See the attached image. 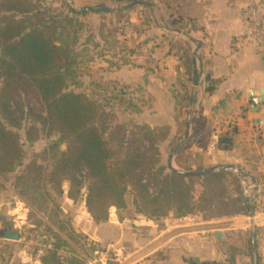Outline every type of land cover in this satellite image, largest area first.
<instances>
[{
	"label": "trees",
	"instance_id": "16d2710c",
	"mask_svg": "<svg viewBox=\"0 0 264 264\" xmlns=\"http://www.w3.org/2000/svg\"><path fill=\"white\" fill-rule=\"evenodd\" d=\"M65 6L59 10L46 0H0V174L13 172L23 163L19 131L24 130L25 121L29 141L44 130L55 131L59 137L42 151L43 158L49 155L52 159L51 168L33 161L16 178V187L33 201L46 203L49 198L53 202L51 192L62 191V183L68 181V198L83 201L96 224L108 222L116 211L125 209L128 193L133 195L136 212L156 221L170 213L176 218L202 214L204 219H212L253 211L232 172L185 175L162 163L161 144L168 141L174 151L186 134L182 112L195 99L187 83L179 82L183 94L173 93L178 126L173 136L170 125L119 122L117 108L139 115L145 104L116 79L98 82L91 94L71 88L79 87L75 79L93 60L91 45L82 42L80 16L94 11ZM103 7L98 5V10L112 12ZM186 67L188 83H193L190 63ZM217 85L207 77L206 94L214 93ZM30 96L40 110L26 100ZM60 144L66 149H59ZM233 146L232 136L219 138V149ZM84 171L90 183L82 192ZM197 181L203 191L195 198ZM58 224L60 232L51 230L54 242L41 254L40 264H63L60 251L68 248L73 255L68 264H83L68 241L79 243V235L69 224ZM7 228V237L15 236Z\"/></svg>",
	"mask_w": 264,
	"mask_h": 264
},
{
	"label": "crops",
	"instance_id": "0c3cea01",
	"mask_svg": "<svg viewBox=\"0 0 264 264\" xmlns=\"http://www.w3.org/2000/svg\"><path fill=\"white\" fill-rule=\"evenodd\" d=\"M254 2L147 0L149 4H157L161 18L157 27L156 60L159 92L160 96L167 97L164 104L168 113L167 120L157 125H170L172 136L177 133L178 126L174 120L177 106L171 96L172 91L183 94V84L179 82L187 83L195 99L182 112L188 115L184 118L187 119L186 134L179 145L184 139V142L190 140L191 145L190 155L186 154L184 162L192 164L189 170L193 172L199 168L233 165L232 171L227 172H232L239 179L241 195L254 210L240 213L239 217L223 216L210 220L204 219L202 214L176 218L170 213L161 221L140 216L139 225L154 231L151 234L154 236L148 242H134L133 249L129 247V252L123 253L125 258H132L127 264H150L156 260L158 264H250L247 255L236 257L229 252L226 254L224 246L231 245L228 234L238 226L244 235L247 232L245 228L259 225L247 221L250 213L260 218L264 216V104L257 110L250 94L254 90L260 95L264 89V45L244 39L249 9ZM140 6L145 7V4ZM148 42L151 43V39ZM189 63L194 73L193 83H188L190 74L186 66ZM155 76L150 78L153 80ZM207 77L218 82L212 94L205 91ZM146 79L142 81L146 83ZM226 134L234 140L231 150L218 148L219 138ZM171 160L177 162L174 156ZM235 168L246 170L258 184L257 203H251L243 196L241 178L234 173ZM238 218L239 222H236ZM159 223L161 230L156 228ZM216 232H221V236L218 237ZM253 234L257 239L253 231L252 241ZM112 243L114 255L119 256L122 248L118 238L113 237ZM253 254L255 257L254 249ZM196 258L199 263L195 262Z\"/></svg>",
	"mask_w": 264,
	"mask_h": 264
},
{
	"label": "rangeland",
	"instance_id": "374dc122",
	"mask_svg": "<svg viewBox=\"0 0 264 264\" xmlns=\"http://www.w3.org/2000/svg\"><path fill=\"white\" fill-rule=\"evenodd\" d=\"M46 1L49 6L59 10L64 9L65 5L76 11H82L84 7L95 9L94 12L80 16V20L84 23L82 42L91 45L90 56L93 60L89 67L75 79L79 87L73 85L71 88L88 91L91 94L98 82L116 79L120 84L128 87L133 97L142 100L145 104L143 113L139 115H131L117 108L115 112L119 122L134 120L137 123L143 121L153 124L164 123L168 112L164 104L167 97L160 96L159 92V66L156 59L158 58L157 27L161 18L157 4H149L147 0H141L144 1L145 7L131 5L135 0ZM101 4L104 6L103 9L108 8L112 12L99 11L98 5ZM150 39L151 43L148 42ZM144 67L145 70H142ZM151 75H156L153 80L150 78ZM145 77L147 78L146 83L142 81ZM171 98L174 101V97L171 96ZM26 100L37 110L41 109L34 97L30 96ZM184 118L185 115L181 117L182 122L185 121ZM27 126L28 122L24 121V130ZM24 130L19 131L24 152L22 165L13 172L0 174V264H36L40 261L43 251L51 247L54 242L51 230L60 232L58 223L62 222L65 225L69 224L74 233L79 235L80 244L74 240L68 241L70 247L78 251L77 255L85 261L83 264L129 263L132 258H125L123 253L127 254L129 247L133 249L134 242H148L154 236L151 235L154 231H149L145 225H139L142 220L139 217L143 215L136 212L133 195L131 193L126 195L125 209L116 211L108 222L100 224L94 223L83 201L68 198L70 187L68 181L62 183V191L51 192L53 202L49 198L44 203V200L42 202L33 201L31 198L24 197L15 185L17 176L21 175L24 166L33 161L51 168L52 159L49 155L43 158L42 151L59 138L57 132L48 133L44 130L34 141H29L25 137ZM184 140L183 144L181 143L174 151H170L168 142L161 144L160 150L164 165L170 168L171 162L174 168L188 171L192 164L184 162L183 159L187 153L190 155L191 145L190 140L185 142ZM59 149H66V145L60 144ZM173 156L177 162L171 160ZM205 169L199 168L196 172L200 173ZM80 178L83 181L81 191L84 192L90 179L85 171L82 172ZM202 191V183L197 181L194 185L195 198H198ZM239 215L232 217H239ZM55 220L59 221L55 223ZM236 222H239V218ZM258 224L254 228H245L247 232L244 235L241 233L243 229H238L239 226L236 230L230 231L228 242L231 245L225 244L226 254L229 252L236 257L247 255L250 264H264V221ZM8 226L10 232L15 234L11 238L7 237ZM156 228L161 230V224L159 223ZM253 231L257 236L255 257L253 256ZM113 237L118 238L120 248H122L118 253L119 256L113 253ZM60 255L63 264H68V259L73 256L70 248L62 249ZM225 259L228 260L227 256ZM150 264H158V260Z\"/></svg>",
	"mask_w": 264,
	"mask_h": 264
},
{
	"label": "built area",
	"instance_id": "2783aa9c",
	"mask_svg": "<svg viewBox=\"0 0 264 264\" xmlns=\"http://www.w3.org/2000/svg\"><path fill=\"white\" fill-rule=\"evenodd\" d=\"M244 39L258 45H264V0H255L249 9V17L244 31ZM234 173L240 176L242 191L245 199L251 203H257L259 197V186L253 180L250 173L241 168H235ZM247 221L256 224L264 221L257 214H249ZM111 261V260H110Z\"/></svg>",
	"mask_w": 264,
	"mask_h": 264
},
{
	"label": "water",
	"instance_id": "95a60500",
	"mask_svg": "<svg viewBox=\"0 0 264 264\" xmlns=\"http://www.w3.org/2000/svg\"><path fill=\"white\" fill-rule=\"evenodd\" d=\"M143 2L141 0H135L134 2H132L131 5H142ZM95 9L92 7H84L82 8V11H94ZM104 11H110V9L108 8H104ZM198 78L196 76L195 78V83L197 84ZM251 97L253 99V102L255 104V106L257 107V110H260L261 106L264 104V89L261 90L260 95L255 94L254 90H251ZM259 122H261V120H259ZM170 168L180 174H185V175H193V174H198V172H193V171H184V170H179L176 169L172 166V163L170 162ZM234 168L233 165H217V166H213L210 167L206 170H203L202 172H200V174H204V173H211V172H217V171H232V169ZM216 235L218 237L221 236V232H216ZM255 243H256V237L253 234V249H254V253H255ZM196 263H199V260L196 258L195 259Z\"/></svg>",
	"mask_w": 264,
	"mask_h": 264
}]
</instances>
